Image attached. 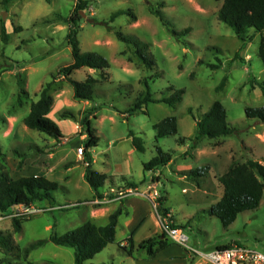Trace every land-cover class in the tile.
I'll use <instances>...</instances> for the list:
<instances>
[{
    "label": "rangeland",
    "instance_id": "374dc122",
    "mask_svg": "<svg viewBox=\"0 0 264 264\" xmlns=\"http://www.w3.org/2000/svg\"><path fill=\"white\" fill-rule=\"evenodd\" d=\"M85 1L88 6L79 22L80 48L102 54L110 64L108 80L94 86L91 100L76 98L73 84L58 73L73 61L65 18L73 13L79 0H12L8 5L0 0V143L6 153L7 170L12 177L21 175V159L22 165L41 166L37 164L40 150L50 144L48 150L56 149L57 153L49 158V164L67 155L57 168L66 173L70 167L68 173L74 174L71 191L65 185L55 193L54 203L43 201V207L53 209L25 215L20 232H14L12 218L1 221L0 230L13 232L16 244L25 247L48 238L53 230L64 234L92 221L93 213L100 218V208L105 205L111 212L124 208V201L94 203L97 195L82 178L83 170L76 163L80 159L77 150L84 147L82 116L84 111L96 107L90 118L99 144L90 150V155L95 169L108 176L102 190L118 188L132 180L140 191H145L151 182H157V197L167 196L170 219L189 236V245L209 251L236 243L264 251V194L258 208L241 212L227 227L209 212L223 195L219 176L233 164L249 159L264 164V122L248 118L245 113L247 107L264 106V65L259 56L264 32L262 35L249 29L246 35H253L252 39L243 46L234 29L218 18L223 0ZM152 8H161L169 24H163ZM118 10L126 12L111 20ZM128 10L136 14V20L130 18ZM3 27L8 33L7 41L3 39ZM172 27L190 31L175 35ZM117 31L148 43L147 52L155 65L150 68L143 64L134 53V45L121 40ZM53 74L59 78H52ZM89 74L100 77L99 72L88 67L76 70L71 77L83 81ZM53 79L50 94L54 102L49 117L59 124L63 145L59 141L52 145L55 139L38 130L28 128L26 134L22 132L26 126L23 119L32 102L39 99L42 87ZM146 84L155 98L171 95L173 91H167L168 87L183 89V98L175 105L151 101L142 109L131 111ZM215 100L222 102L228 123L236 131L219 138L204 137L193 148L196 119ZM63 112L68 114L64 116ZM167 116H176L178 133L156 138L154 124ZM11 128L20 138L27 139L13 141L5 131ZM130 130L143 139L144 151L134 148ZM181 137L186 138L185 143L179 142ZM32 144L37 148L30 147ZM16 147L25 155L14 153ZM158 147L170 155V162L153 172L145 170L144 164L157 156ZM197 167H207L200 184L182 174ZM66 175L64 179L70 177ZM126 202L128 208L119 217L116 241L86 264H210L166 239L161 223L165 215L155 208V198L138 194L129 196ZM108 218L98 224H106ZM131 235L137 245L128 254L119 244L129 245L126 238ZM150 236H161L159 239L169 246L150 256L146 248L138 246ZM0 264H75V255L72 247L50 241L28 254L22 250L9 252L0 246Z\"/></svg>",
    "mask_w": 264,
    "mask_h": 264
},
{
    "label": "trees",
    "instance_id": "16d2710c",
    "mask_svg": "<svg viewBox=\"0 0 264 264\" xmlns=\"http://www.w3.org/2000/svg\"><path fill=\"white\" fill-rule=\"evenodd\" d=\"M10 1L12 0H1L4 5H8ZM87 6L88 1L79 0L73 13L68 18H65L69 24L68 42L71 46L73 61L70 64L61 67L58 73L61 78H64L73 84L76 98L91 100L93 99L94 86L102 80H108L109 73L107 69L110 67V64L107 58L102 54L92 51H82L80 48L78 32L81 26L79 22L83 18L82 11L86 10ZM125 12L126 11L124 10L114 12L111 15V20H114L119 14ZM128 12L131 14L130 18L132 20L137 19L136 14L132 10H128ZM151 12L157 15L163 24H169L161 8H152ZM218 18L220 21L228 24L234 29L235 34L243 41L244 46L253 36L250 35L247 37L246 33L249 29H253L255 32H260L263 35L264 0H223L219 9ZM58 19H63V17H59ZM19 28L21 27L18 26V29ZM172 31L175 35H180L184 32H189L190 28H186L182 31H177L173 28ZM2 35L4 41H7L8 33L4 27L2 28ZM117 35L121 40L134 45V53L143 64L150 68L155 65L153 56L149 55L147 52L148 43L135 36L124 34L121 31H117ZM259 56L264 65V35L262 36L259 46ZM83 67L94 69L96 72H99L100 77L98 78L89 74L83 81L73 79L71 77L72 74ZM52 78L56 79L59 77H56L55 74H53ZM53 84L54 79L42 87L39 93V99L32 102L30 112L23 121L28 128L44 132L55 138L57 141H60L63 137L60 126L49 117V112L54 102L53 96L50 94V89ZM167 91L173 92L169 96L155 98L150 91L149 85L146 84V90L140 94L133 108L130 110L134 111L142 109L143 105H146L151 101L165 102L169 105H175L182 100L184 94L183 89L175 90L173 87H168ZM23 92L25 94L28 93L26 90ZM95 112L96 107L84 111L81 120L84 133L86 134V138L83 141L85 160L89 162L86 166L84 177L94 190L95 194L103 196L102 188L104 187L108 176L93 168L92 157L90 155V150L97 147L99 144L97 130L93 127L90 118L91 114H95ZM245 113L248 118H254L260 122H264V106L247 107ZM67 114L68 112H63L62 115L65 116ZM95 116L96 115H94V117ZM196 127L197 134L194 138H191L193 148H196L199 140L204 137L219 138L221 136L231 135L236 131L235 127L229 125L227 111L219 100H215L210 108L196 119ZM154 129L156 131V138H163L176 134L178 133V120L176 116H167L161 121L155 123ZM129 136L132 138L134 148L138 151H144L145 146L143 139L133 130H130ZM179 142L185 143L186 138L181 137ZM30 147L37 148V145L32 144ZM13 151L19 156L25 155L24 153H20V150L17 147L14 148ZM157 151V156L144 164L145 170L153 172L170 162V155L161 147H158ZM5 157L6 153L0 143V214H9L20 205H29L32 203L42 205L45 200L54 203L55 193L59 189L66 188L65 185L51 180L42 174L20 176L17 178L12 177L9 170H7ZM22 163L23 160L21 159L18 166L21 167ZM206 168L207 167L190 168L182 171V174L195 180L197 184H200V180L205 176ZM218 179L223 186V195L209 208V212L210 214L217 216L224 227L232 224L241 212L259 207L264 194V164L260 160L249 159L244 163H235L224 174L219 176ZM127 185L139 186L137 182L132 180L127 181ZM156 201L158 203L156 209L159 214L167 215L171 212L166 204V195H160L157 197ZM121 214L122 208H118L109 215L108 222L104 225H97L95 222L88 220L64 234H58L53 230L48 238L31 242L25 247H20L16 244L13 232L0 230V246L9 252L13 250H18L20 252L22 250L25 254H28L30 250L50 241L57 245L72 247L74 249L75 264H86L88 260L94 258L97 253L105 249L110 243L116 241L117 225ZM25 220V215L12 218L14 232H20L22 230L23 222ZM171 226L180 227L173 222L171 223ZM164 236L167 240L171 241L165 233ZM159 238H161V236L143 239L138 246L139 248H146L148 254L153 256L157 251L164 250L169 246L166 241L160 240ZM128 242L129 245L120 243L119 248L123 252L131 254L135 246L132 237L128 238ZM230 245L232 244L218 247L225 248Z\"/></svg>",
    "mask_w": 264,
    "mask_h": 264
},
{
    "label": "built area",
    "instance_id": "2783aa9c",
    "mask_svg": "<svg viewBox=\"0 0 264 264\" xmlns=\"http://www.w3.org/2000/svg\"><path fill=\"white\" fill-rule=\"evenodd\" d=\"M77 154L82 158L85 155L84 147L81 146L77 150ZM85 165L89 162L84 159ZM144 195L148 198L157 199L158 189L157 182H151L147 190L140 191L139 186H123V187H110L107 191L103 192V196H96L94 203H108L114 200L124 199L132 195ZM154 202V201H153ZM157 203L155 204V208ZM53 208L43 207L41 204L32 203L29 205H20L16 207L9 214H0V222L6 218H13L22 215H36L38 213L50 210ZM169 214L161 219L162 230L167 237L175 244L184 246L191 255L201 257L203 260L210 264H264V251L241 246L239 244H232L225 248L216 247L209 251L199 250L189 245V236L178 226H171L172 220Z\"/></svg>",
    "mask_w": 264,
    "mask_h": 264
},
{
    "label": "crops",
    "instance_id": "0c3cea01",
    "mask_svg": "<svg viewBox=\"0 0 264 264\" xmlns=\"http://www.w3.org/2000/svg\"><path fill=\"white\" fill-rule=\"evenodd\" d=\"M75 4H76V2H75ZM95 71V70H94ZM25 126V125H24ZM30 129V128H29ZM29 129H28V127L27 126H25V128L23 127V129H22V132H24L25 134H26V131L28 130L29 131ZM6 131V135L7 136H11L12 135V138H13V141H16V142H20L21 140L22 141H24V140H26L27 139V136H26V138L25 137H22V138H20V135H18V133L17 132H15V129L14 128H11V129H7V130H5ZM82 132V131H81ZM81 137H82V145H83V141H84V139L86 138V134L84 133V132H82V134H81ZM53 138V137H52ZM55 139V138H54ZM66 139V138H65ZM30 141V140H29ZM56 142H58L56 139H55V142H53L52 143V145L53 144H56ZM59 143L60 144H64L65 143V140H64V138L62 137V139L59 141ZM50 147V144L49 145H47V148H45V150H40L42 153L40 154V157H41V160L38 162L37 161V164H39V165H41V166H36V165H34V164H30V163H24L23 165H22V167L20 168V172H21V175H18L17 177H20V176H31V175H38V174H42V175H45V176H47L48 178H50L51 180H54V181H57V182H59V183H61V184H63V185H66L67 186V188L71 191L72 189H73V185H72V183H70V181H72V179H73V177H74V174H69L68 172H70V170L72 169V168H68L69 169V171H67L66 173H64L62 170H59L57 167L58 166H60L61 164H62V162H63V160H65L66 158H67V155H66V157L64 156V157H62L61 159L59 158H57L56 160V162H54V163H52L51 162V164H49V158L50 157H53L54 158V155L57 153V152H55L56 151V149H55V151H51V149H50V151L48 150V148ZM49 152V153H48ZM80 156L78 155V158H79ZM84 159H86L85 158V155H84ZM84 159H81V157H80V159H76V163H77V165H78V168L79 169H81V170H83V172H82V178L84 179V180H86L85 179V177H84V173H85V163H84ZM95 162V160L92 158V166H93V168L95 169V167H94V165H93V163ZM97 170V169H96ZM59 171V172H58ZM64 174H67V175H70V177L68 178V179H64ZM66 175V176H67ZM81 176V175H80ZM17 177H15V178H17ZM66 178V177H65ZM124 186H128L127 185V182H126V184L124 185ZM91 187V186H90ZM121 187H123V186H121ZM92 189V188H91ZM103 192H105L104 190H102ZM92 192H93V194H95V192H94V190L92 189ZM127 198L128 197H126V198H124V199H122V200H115V201H112V202H116V201H121V202H123L124 201V208L122 209V214H123V212L124 211H126L127 210V202H126V200H127ZM112 202H109V203H112ZM108 203V204H109ZM101 210H102V212H101V217L100 218H98L97 216H95V213H93L92 215H90V217H91V219H92V221L93 222H95L97 225H104V224H98V221H100V220H103L104 218H106V217H109V215L112 213L111 212V209L109 208V207H106V205L105 206H103L102 208H100ZM171 211V210H170ZM121 214V215H122ZM120 215V216H121ZM119 216V217H120ZM108 222V221H107ZM118 223H119V221H118ZM118 226V225H117ZM54 228V226H52V229ZM116 235H117V233H116ZM129 237H132V239H133V242H134V245H137L136 243H135V239H134V237H133V235H131V236H128L126 239H128ZM151 237V236H150ZM148 238V237H147ZM122 244H123V242H122ZM139 245V244H138ZM166 249V248H165ZM161 251H163V250H161ZM175 255H177V254H175Z\"/></svg>",
    "mask_w": 264,
    "mask_h": 264
},
{
    "label": "water",
    "instance_id": "95a60500",
    "mask_svg": "<svg viewBox=\"0 0 264 264\" xmlns=\"http://www.w3.org/2000/svg\"><path fill=\"white\" fill-rule=\"evenodd\" d=\"M83 12V11H82ZM83 15H85V14H83Z\"/></svg>",
    "mask_w": 264,
    "mask_h": 264
}]
</instances>
